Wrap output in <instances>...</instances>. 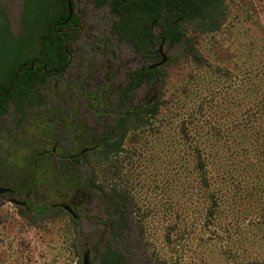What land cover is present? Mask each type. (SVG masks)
Returning a JSON list of instances; mask_svg holds the SVG:
<instances>
[{
  "label": "rangeland",
  "instance_id": "374dc122",
  "mask_svg": "<svg viewBox=\"0 0 264 264\" xmlns=\"http://www.w3.org/2000/svg\"><path fill=\"white\" fill-rule=\"evenodd\" d=\"M73 2L80 28L68 46L66 72L43 89L50 110L23 125L17 138L24 152L12 149V140L3 144L10 176L25 168L29 143L38 159L29 196L0 192V264H83L85 249L91 264L97 262L105 235L89 236L106 221L101 193L74 176L51 186L53 168L39 161L50 154L55 167L82 148L87 159L79 160V179L95 170L103 189L116 186L125 197L121 215L128 228L117 246L127 264H264V0H225L226 16L214 31L184 25L193 49L161 45L163 80L157 89L137 88L131 102L158 95L159 112L109 159L89 152L99 142L81 143L79 123L98 141L102 126L119 113L115 96L128 72L153 59L118 40L108 3ZM0 8L17 33L22 0H0ZM45 119L60 124L43 145L50 139ZM0 121L12 129L14 113ZM198 146L211 160L207 189L197 168ZM30 201L53 207L36 215L24 209Z\"/></svg>",
  "mask_w": 264,
  "mask_h": 264
},
{
  "label": "trees",
  "instance_id": "16d2710c",
  "mask_svg": "<svg viewBox=\"0 0 264 264\" xmlns=\"http://www.w3.org/2000/svg\"><path fill=\"white\" fill-rule=\"evenodd\" d=\"M92 2L96 8L108 3L110 11L115 15L112 30L118 40L128 43L139 56L153 59L152 62L141 64L128 72L126 82L115 96L114 108L119 113L112 124L102 126L98 141L92 128L79 123L78 139H81V142H99V147L90 148L89 152L99 151L100 157L109 159L122 151L124 141L131 131L147 125L159 112L162 100L158 95L141 104L133 105L131 102L137 88L146 83L157 89L156 83L163 80L161 66L158 64L161 61V45L169 49L183 43L186 50L193 49L192 37L186 35L183 26L191 24L194 30L200 32L217 30L226 16V7L225 0ZM69 7L72 8L70 15ZM79 25L73 0H22L17 33L11 31L9 18L0 8V117L10 110L15 116L12 129L0 121V183L9 186L14 194L27 197L34 191V161L38 158H33L34 142L29 143L26 148L28 158L25 168L18 166L19 169L14 170L18 177L10 176L7 174V153L3 150V144L8 139L12 140V149L24 152L17 137L22 135V127L29 118L39 117L50 110L45 106L43 89L50 80L66 72L70 61L68 46L79 30ZM102 96L107 99L105 93ZM196 153L200 180L203 188L207 189V166L211 165V160L206 161L199 146L196 147ZM86 157L87 150L82 148L75 156L60 159L55 167L50 155L47 156V161L43 157H39V161L45 169L53 168L52 172L50 171L53 176L51 186L62 184L74 176L84 188L101 193L106 221L103 222L102 228L96 227L89 236L99 239L105 235V243L95 264H127L125 252L117 246V242L123 238L128 228L127 220L121 215L126 208L125 197L116 186L108 190L103 189L102 185L97 183L95 170L90 178L79 179L81 177L78 163L82 158L87 159ZM38 165L40 166L39 163ZM20 174L25 177L20 179ZM56 174L59 178L55 177ZM52 207L50 203L30 201L24 209H31L36 215H43L48 214ZM83 255H87V249L83 251ZM87 260L88 264H91L88 255Z\"/></svg>",
  "mask_w": 264,
  "mask_h": 264
},
{
  "label": "flooded vegetation",
  "instance_id": "af4514ba",
  "mask_svg": "<svg viewBox=\"0 0 264 264\" xmlns=\"http://www.w3.org/2000/svg\"><path fill=\"white\" fill-rule=\"evenodd\" d=\"M42 94L44 95V93L42 92ZM44 97L46 98V96L44 95ZM47 113V112H46ZM46 120V119H45ZM49 127H50V131L48 129V131L45 133L46 135H49L50 136V139H46L47 137H45V139H43V145L47 144V142H50L52 141L53 137H54V133L53 131L58 129V125L60 124V121L59 120H55V119H51L50 121L49 120H46L45 121ZM81 143H86V141H82ZM47 151V150H46ZM45 151V153L47 154V152ZM50 155V154H49ZM48 156V154H47ZM1 184V183H0ZM0 187H6L8 188L4 193L8 194V195H13L14 193L11 191V188L9 186H0ZM22 203H25V202H22Z\"/></svg>",
  "mask_w": 264,
  "mask_h": 264
},
{
  "label": "water",
  "instance_id": "95a60500",
  "mask_svg": "<svg viewBox=\"0 0 264 264\" xmlns=\"http://www.w3.org/2000/svg\"><path fill=\"white\" fill-rule=\"evenodd\" d=\"M71 12H72V8L69 7V15H70ZM159 51H160V55H161V61L158 64H161L165 60V56H164V54L161 51V47H160ZM7 189L8 188H6V187H0V192H5ZM10 200L15 202V200L12 199V198ZM83 264H88L87 255H84Z\"/></svg>",
  "mask_w": 264,
  "mask_h": 264
}]
</instances>
